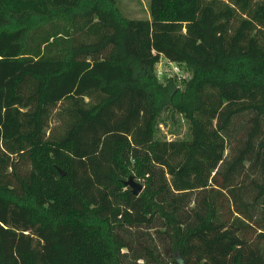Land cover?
Masks as SVG:
<instances>
[{"label":"trees","instance_id":"obj_1","mask_svg":"<svg viewBox=\"0 0 264 264\" xmlns=\"http://www.w3.org/2000/svg\"><path fill=\"white\" fill-rule=\"evenodd\" d=\"M148 12L0 0V264H264V0Z\"/></svg>","mask_w":264,"mask_h":264},{"label":"rangeland","instance_id":"obj_2","mask_svg":"<svg viewBox=\"0 0 264 264\" xmlns=\"http://www.w3.org/2000/svg\"><path fill=\"white\" fill-rule=\"evenodd\" d=\"M116 2L124 14L130 18H146L149 15V0H116ZM160 61L155 64V71L157 69L162 71V76L158 79L164 81L171 77L176 85L182 88L191 76V71L182 64H178L177 71L173 70L172 65H169L164 57H160ZM156 135L158 138L168 140L187 139L190 137L189 122L182 114L166 110L159 119Z\"/></svg>","mask_w":264,"mask_h":264},{"label":"water","instance_id":"obj_3","mask_svg":"<svg viewBox=\"0 0 264 264\" xmlns=\"http://www.w3.org/2000/svg\"><path fill=\"white\" fill-rule=\"evenodd\" d=\"M58 171L60 172L61 175H64V171H62L60 168H58ZM125 183L130 187L131 192L133 195H138L142 188L143 185L139 181H137L133 176H130Z\"/></svg>","mask_w":264,"mask_h":264},{"label":"built area","instance_id":"obj_4","mask_svg":"<svg viewBox=\"0 0 264 264\" xmlns=\"http://www.w3.org/2000/svg\"><path fill=\"white\" fill-rule=\"evenodd\" d=\"M166 60H167V59H166ZM158 62H159V63L161 62L160 59H159ZM167 62H168L169 65H172L173 70H176V71L178 70V69H177V67H178V64H177V63L171 62V61H169V60H167ZM155 73H156V75H157L158 78H159L160 76H162V71L159 70V69H157V70L155 71Z\"/></svg>","mask_w":264,"mask_h":264}]
</instances>
